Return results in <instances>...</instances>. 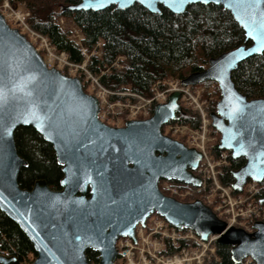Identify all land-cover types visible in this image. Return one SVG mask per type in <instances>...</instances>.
<instances>
[{
	"label": "water",
	"instance_id": "95a60500",
	"mask_svg": "<svg viewBox=\"0 0 264 264\" xmlns=\"http://www.w3.org/2000/svg\"><path fill=\"white\" fill-rule=\"evenodd\" d=\"M134 4L156 15L162 13L161 8L180 15L192 5L221 6L242 29L240 45L210 58L205 69L187 75L181 84L216 83L220 97L210 117L219 142L211 149L229 151L232 159L244 160L232 172L235 192L240 193L248 180L261 183L264 98L248 99L235 87L231 75L241 62L264 52V0H80L63 6L61 12L123 11ZM0 46L12 52L14 66L27 67L35 76V83L27 85L25 91L36 95L38 89L43 103L37 113L62 115L65 130L60 136L51 128L45 131L36 123H24L21 114L32 109L27 98L0 110V135L5 127L10 132L0 143V211L32 244L35 256L24 264H89L88 251L98 255L97 264H112L117 257V240L128 237L135 242L136 226L145 227L153 214L176 229L194 231L203 241L217 236L218 245L230 247L235 264L247 257L254 264H264V222H254L253 232L227 227L200 199L182 202L160 192L162 179L194 187L201 184L194 171L202 154L161 132L162 126L180 119L178 92L156 105L150 118L109 127L99 121L98 100L84 91L81 80L47 68L33 44L1 14ZM26 118L32 120L31 116ZM69 125L79 135H73ZM19 127L33 128L51 145L62 172L59 189H51L44 179L35 180L29 189L20 187L19 172L27 161L15 146L14 133ZM259 204L264 205V196ZM15 262L13 256L0 255V264Z\"/></svg>",
	"mask_w": 264,
	"mask_h": 264
},
{
	"label": "trees",
	"instance_id": "16d2710c",
	"mask_svg": "<svg viewBox=\"0 0 264 264\" xmlns=\"http://www.w3.org/2000/svg\"><path fill=\"white\" fill-rule=\"evenodd\" d=\"M9 1L14 7L22 5V9L29 14L28 26L47 36L49 42L58 52H64L71 63L81 64L84 56L80 46L58 25L60 17L71 19L78 27L83 35L82 46L88 52L101 42V55L89 57L87 70L98 78L102 86L113 91L130 90L148 95L155 81L182 79L202 71L210 58L237 47L244 40L242 29L229 12L212 4L192 5L180 15L161 8L162 13L156 15L138 4L123 11L107 8L98 12L63 13V6L80 0ZM117 59L120 69L114 66ZM78 77L85 90L83 74H78ZM231 78L235 87L248 99L264 98V52L241 62ZM209 83L213 82L206 81L202 85ZM215 86V94L219 98V90ZM182 109L178 123L196 128L199 124L197 113L184 106ZM14 141L17 153L27 161V166L19 172L20 187L29 189L35 180L44 179L51 189H59L62 172L51 145L31 127L17 128ZM211 153L214 156L220 154L214 150ZM228 161L219 175V182L225 185L232 183V172L244 163L242 158L229 157ZM263 186L259 198L264 196ZM0 250L13 256L15 264L29 263L35 256L27 237L1 211ZM216 255L217 259L211 264H235L231 260L229 246L217 244ZM86 256L89 264H97L96 253L88 251Z\"/></svg>",
	"mask_w": 264,
	"mask_h": 264
},
{
	"label": "built area",
	"instance_id": "2783aa9c",
	"mask_svg": "<svg viewBox=\"0 0 264 264\" xmlns=\"http://www.w3.org/2000/svg\"><path fill=\"white\" fill-rule=\"evenodd\" d=\"M9 4L8 0H4L0 13L9 24L25 34L36 50L43 54L48 68H56L70 76L84 74L90 91L94 90L92 94L99 100L97 116L102 123L117 127L128 120L147 118L153 107L167 102L173 92H179L180 100L185 106L195 111L199 110L201 119L197 129L193 130L185 124L171 123L164 126L163 132L185 139L188 147L195 148L203 154L202 164L197 171L202 179L201 186L194 188L164 181L160 184L163 193L179 199L189 198L196 193L201 194L202 201L226 222L227 227L234 226L251 232L253 221H264V207L257 201L260 194L257 183L249 181L242 193H235L230 184L219 182L222 167L228 165L230 154L222 152L213 159L207 152L206 145L214 143L215 138L211 134L209 114L199 101L200 93L204 89L201 92L194 91L191 87L182 86L179 80H160L153 84L151 94L146 97L133 92L118 95L114 91H105L102 88L106 93L104 98L101 91L103 86L86 68V60L89 57L86 48L81 49V53L86 56V60L81 64L71 63L64 52L56 55L53 52L56 48L50 44L48 38L28 26V13L22 9H11ZM97 46H101V43ZM92 53L100 55L97 50ZM135 238V242L128 237L118 239L116 242L118 254L113 264H211L217 259V236L211 235L203 241L194 231L176 229L158 216L148 219L145 227L137 225ZM0 254L5 253L0 250ZM241 264H252V261L246 258Z\"/></svg>",
	"mask_w": 264,
	"mask_h": 264
},
{
	"label": "snow or ice",
	"instance_id": "6c2138e0",
	"mask_svg": "<svg viewBox=\"0 0 264 264\" xmlns=\"http://www.w3.org/2000/svg\"><path fill=\"white\" fill-rule=\"evenodd\" d=\"M143 2V0H141ZM180 3L183 0H179ZM24 73H28L24 75ZM36 81L35 76L31 74V71L27 67L21 65H13V54L6 46H0V110L6 109L13 102L18 99L27 98V102L32 105V109L26 114H21L25 118L24 123H36L39 129L45 131L51 128L57 131L58 135L64 136L65 130L63 125V117L59 114H45L41 116L37 113L36 109L43 101L41 100L38 89L37 94L33 95V91H25V87L29 84H34ZM23 92V97H18L17 93ZM31 116L32 120L29 121L26 117ZM46 122V124H45ZM47 125V126H46ZM73 135H79L75 128L71 125L68 126ZM10 134L7 127L3 130V135ZM3 135H0V143L3 142Z\"/></svg>",
	"mask_w": 264,
	"mask_h": 264
},
{
	"label": "rangeland",
	"instance_id": "374dc122",
	"mask_svg": "<svg viewBox=\"0 0 264 264\" xmlns=\"http://www.w3.org/2000/svg\"><path fill=\"white\" fill-rule=\"evenodd\" d=\"M2 1V2H1ZM9 1V0H8ZM0 2H1V4H0V7H2L3 5H2V3L4 2V0H0ZM10 2V1H9ZM10 5V4H9ZM11 7V9L13 8L14 9V6H12V5H10ZM17 8H20V9H22L23 8V6L22 5H18V6H16ZM57 23H58V25L64 30V31H66V32H68L69 33V38L72 40V41H74L77 45H82V40H83V35H82V33L80 32V30L78 29V27L72 22V20L71 19H68V18H65V17H60L58 20H57ZM40 44H42V42L40 41ZM56 55H60L61 54V52H58L57 51V49H56V51H53ZM93 52V50L91 51V52H88L87 53V55L88 56H91V55H97V54H93L92 53ZM119 59H121V58H119ZM119 59H117L116 60V62L114 63V65H115V67H117V68H121V66L119 65ZM61 60V59H60ZM205 69V68H204ZM77 76V75H76ZM183 79V78H182ZM182 79H179V78H168V79H165V80H179L180 82H181V80ZM85 81H87V80H85ZM156 82V81H155ZM154 82V83H155ZM153 83V84H154ZM153 84L151 85V87H150V92H149V94L148 95H145V97L146 96H149L150 94H151V91H152V87H153ZM216 84H214V83H209V84H205V85H202V83H200V84H197V85H194V86H192V90H198V91H202V89H204V91H202L201 93H200V98H199V101H200V104H202V106H203V108H204V110L206 111V112H208V114H209V117H208V119H209V125H210V129H211V134L213 135V137L215 138V136L217 137V136H219V134L217 133V132H215V130L213 129V127L211 126V121H212V119H211V117H210V113L211 112H215V108H216V102L219 100V98H217L216 97V94H215V86ZM105 91H110L109 89H107V88H105L104 86L103 87H101V91L103 92V95H104V98H105V96H106V93L104 92V90ZM91 89V88H90ZM90 89H89V85H87L86 84V88H85V91L87 92V93H90V94H92V92L94 91H90ZM111 91H113V90H111ZM95 92V91H94ZM116 94H129L130 92H132V91H130V90H124V91H114ZM134 93V92H133ZM93 95V94H92ZM142 96H144V95H142ZM96 97V96H95ZM220 97V96H219ZM97 98V97H96ZM98 100V99H97ZM181 103V102H180ZM98 105H99V100H98ZM185 106V105H184ZM185 107H187V106H185ZM187 108H189V107H187ZM190 110H191V108H189ZM195 111V110H194ZM196 113H197V115H198V120H199V124H198V126L196 127V128H193V127H191L190 125H188V127H190L191 129H193V130H195V129H197L198 127H199V125H200V113H199V110H197V111H195ZM147 118H149V117H147ZM141 119H143V118H141ZM132 120H140V118H138V119H132ZM109 126V125H108ZM123 126V125H122ZM111 127H113V126H111ZM117 127H121V125L120 126H117ZM172 138L173 139H176L177 141H180V142H182V143H186V140L185 139H180V138H178L176 135H173L172 136ZM212 146L213 145H211V146H209V149H211L212 148ZM207 147H208V145H206V149H207ZM211 151L212 150H210V153H211ZM212 154V153H211ZM264 182V181H263ZM263 184V183H262ZM264 187V186H263ZM193 196H191V197H189V198H186V199H183V201L184 202H188L189 201V199H194V198H196V197H200V195L198 194H192Z\"/></svg>",
	"mask_w": 264,
	"mask_h": 264
},
{
	"label": "flooded vegetation",
	"instance_id": "af4514ba",
	"mask_svg": "<svg viewBox=\"0 0 264 264\" xmlns=\"http://www.w3.org/2000/svg\"><path fill=\"white\" fill-rule=\"evenodd\" d=\"M9 256V255H8Z\"/></svg>",
	"mask_w": 264,
	"mask_h": 264
}]
</instances>
